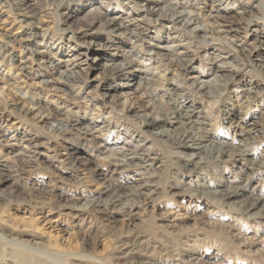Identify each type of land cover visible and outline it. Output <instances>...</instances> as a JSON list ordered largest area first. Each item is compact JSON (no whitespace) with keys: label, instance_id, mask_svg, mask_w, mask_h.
Returning a JSON list of instances; mask_svg holds the SVG:
<instances>
[{"label":"rangeland","instance_id":"374dc122","mask_svg":"<svg viewBox=\"0 0 264 264\" xmlns=\"http://www.w3.org/2000/svg\"><path fill=\"white\" fill-rule=\"evenodd\" d=\"M17 1L38 13L0 0V264H264V0ZM222 64L223 87L197 93ZM179 132L227 152L204 162L163 140ZM116 141L133 168L112 166Z\"/></svg>","mask_w":264,"mask_h":264},{"label":"bare ground","instance_id":"6f19581e","mask_svg":"<svg viewBox=\"0 0 264 264\" xmlns=\"http://www.w3.org/2000/svg\"><path fill=\"white\" fill-rule=\"evenodd\" d=\"M132 1V0H131ZM140 1V0H139ZM159 2V1H158ZM12 5L14 7V10L17 12V14L22 18V20L26 19L27 17L28 18H33L37 13L38 11L36 9H30L25 3L23 2H20V1H17V0H12ZM141 6L143 8H145L144 10H147V11H150V12H156L157 10L154 9V0H141ZM36 4V3H35ZM102 5V4H101ZM35 8V7H34ZM95 9V8H94ZM135 14V13H134ZM152 14V13H151ZM240 14V13H239ZM108 15V14H107ZM159 16H162L163 19L165 20H168L170 23H182V26L183 27H186L188 29H190V31L192 32H195L197 30H199L200 28L195 26V20L196 19H193V16L192 14H190L189 12H185V11H182V12H174V10H171V13H170V16L166 19V15H162V14H158ZM126 19V18H125ZM65 20V19H64ZM118 20V17H113L109 20L108 24L110 27H113V29H121L124 31V34H126L129 38H132V39H135V37H137L138 35V31L139 29L138 28H131V27H134V20L133 22L132 21H128L126 25H123V24H120ZM132 20V19H131ZM26 21V20H25ZM24 21V22H25ZM97 22V21H96ZM119 22V23H118ZM32 23V22H31ZM30 28H32V25L30 24ZM129 28H131V30H129ZM36 29V28H35ZM223 32V31H222ZM230 32H234V29H228L225 33H230ZM217 33H221V32H217ZM10 38V37H8ZM158 49L162 50L163 52L168 49H170L171 47L170 46H166V43L165 45H159L157 47ZM38 54V53H37ZM42 54V53H41ZM40 57V56H39ZM44 61V60H43ZM182 61V60H181ZM38 62V61H37ZM172 63H174L173 61H171ZM23 63V62H22ZM43 64V63H42ZM130 65H131V61L129 60H124L123 63H121L120 65L116 66L115 67V72L119 75H122L124 74L129 68H130ZM178 65H183L181 63H177L176 66ZM21 67V66H20ZM66 67V66H65ZM135 69V68H134ZM217 70H215L214 72V76L213 78L210 80V82H199L197 84V90L196 92L197 93H200V95H208L211 96L212 95V92H213V89L214 88H217V87H223L225 81L227 80L226 78V75L224 74V72H226V66H224V64L222 65H218ZM21 71H24L25 70V67H21L20 68ZM131 70V69H130ZM141 70H136V72H140ZM144 75V74H143ZM62 76H64L65 80L67 81V83H75L77 81L74 80L73 77L71 76H66L64 75V73L62 74ZM71 79V80H70ZM130 79V78H129ZM132 79H136L134 76L132 77ZM144 79V78H143ZM136 80H131L130 83L126 84L125 87L127 88V90H132L133 86H134V82ZM61 82V81H60ZM133 82V83H132ZM143 82V83H142ZM142 82L140 83L141 84H144L146 86H149L150 84V80L149 79H144L142 80ZM73 86V85H72ZM143 86V85H142ZM76 87V86H75ZM135 89V88H134ZM129 104V103H128ZM26 112V111H25ZM161 115V114H160ZM43 119V118H42ZM167 116L166 115H161L158 117L157 120H153L151 122V126L155 127V128H159L160 125L166 121ZM149 124V123H148ZM61 125V124H59ZM58 125V126H59ZM58 126H54V128L52 130H54L55 132H62L64 131L63 129H61L60 127ZM62 127V125H61ZM89 129V128H88ZM91 129V128H90ZM101 131L100 129H96L95 131H92V132H88L87 134H90L91 136H94L96 134H99ZM163 140H165L166 143H169L170 145L172 146H177V147H187V148H191V149H196V150H203L201 147L199 148L198 147V143L196 142V140L194 139V137H192L191 135L187 134L186 132H179L177 133L173 138L171 137H166V138H163ZM90 141V140H89ZM129 142L128 141H125V142H122V141H116L114 142L113 144H111V147H107V145L104 147V150L107 151V152H110L114 158L113 159V167L115 169H127L128 167H132V164L130 163V159H138V156H135L133 158L131 157H125L124 156V153L129 151L128 146ZM141 146V145H140ZM98 148V147H97ZM134 149V148H133ZM227 149V148H226ZM205 152V155L207 158H204V162L205 160L208 161V160H215L217 159L218 157H222L223 155L226 154V150L224 149V147H220V146H212L210 149H204L203 150ZM36 152V151H35ZM135 151L133 150L132 152L129 151V154L130 155H135L136 153H134ZM137 152V151H136ZM34 154V153H33ZM39 155V154H38ZM196 155L195 154H192V155H189L188 156V159L191 160L193 158H195ZM146 159V158H145ZM144 160V159H143ZM194 160V159H193ZM201 160H203V158H201ZM138 161V160H137ZM201 164V163H200ZM80 166V165H79ZM134 167H140L136 164H134ZM112 168V167H111ZM110 168V169H111ZM147 168V167H146ZM145 169V168H144ZM97 172V171H96ZM121 172V171H120ZM100 173V172H99ZM102 175V174H101ZM146 179V178H145ZM150 180V179H149ZM110 182V181H109ZM147 185V184H146ZM118 186V185H117ZM137 190V189H136ZM135 191L131 192L130 194H132L133 196L135 197H138L140 194H135ZM239 191V190H238ZM152 192V191H151ZM153 194V193H152ZM125 195L124 193H120L118 191H115L111 200L109 202H105V203H100L99 201L97 200H91V201H88L86 202V206L87 207H101V206H104V207H108L109 205H112L113 203L117 202V201H120V199L122 198V196ZM237 195V191L236 190H232V191H229L227 193H225L224 197L225 198H232L234 196ZM2 197V196H1ZM4 197V196H3ZM255 203V202H254ZM254 203H249V204H243V209L245 210V212H249L252 207L254 206ZM64 207V206H63ZM85 208V206H84ZM107 213V212H106ZM99 215V214H98ZM112 215V214H111ZM37 263V262H36ZM89 264V262H88Z\"/></svg>","mask_w":264,"mask_h":264}]
</instances>
